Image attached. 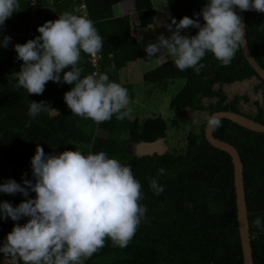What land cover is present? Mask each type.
<instances>
[{
    "label": "trees",
    "instance_id": "16d2710c",
    "mask_svg": "<svg viewBox=\"0 0 264 264\" xmlns=\"http://www.w3.org/2000/svg\"><path fill=\"white\" fill-rule=\"evenodd\" d=\"M86 18L103 37L101 74L120 84L119 71L142 57L139 39L132 35L130 17L114 16V4L125 0H83ZM140 27L153 24L152 0H131ZM80 0H19L20 9L14 12L0 27V42L11 37L7 47L0 46V184L14 179L23 185V179L32 176L31 158L37 144L46 155H58L66 150H79L83 154L107 153L132 168L141 182L146 206V219L141 222L135 236L125 248L114 247L106 240L105 247L85 261V264H243L240 244L234 173L231 157L210 145L204 136L205 122L216 111L241 112L240 103L249 102L245 93L229 99L223 85L255 78V90H264V81L258 78L241 51L236 52L230 66L224 67L213 54L206 53L201 63L205 68L196 74L189 68L180 71L173 60L161 63L142 74L146 84L159 89L177 79L185 80L184 86L172 97L169 108L181 111L207 112V118L199 132L186 134V146L182 152H165L137 157L128 152L129 144L154 141L166 136L168 123L161 116L149 117L140 122L129 116L120 121L113 116L109 121L97 124L73 115L64 95L75 84H58L49 81L41 95L28 94L14 87L23 61L17 59L16 44H24L41 35L38 27L47 21H55L65 11L83 16ZM168 10L177 23L185 16L196 19L208 0H165ZM236 11V7L234 9ZM245 37L250 53L264 69V13L244 11ZM203 25L202 16L199 17ZM198 29L189 28L181 35L195 36ZM90 55L81 53L78 66L82 78L91 72ZM67 70H71L66 69ZM63 77V73H61ZM216 85L218 87L216 88ZM130 92V85H125ZM132 95L130 94L129 97ZM204 99L209 100L207 104ZM47 102L52 110L41 113L29 121L31 102ZM256 113L246 116L264 124V108L254 101ZM242 113V112H241ZM221 127L214 129V136L232 144L243 163L245 200L253 250L254 264H264V231L256 228V217L264 219V133L251 131L230 120L221 119ZM164 168L166 174L157 176ZM148 177L157 178L164 192L155 195L149 187ZM30 192L28 198H35ZM27 198L0 192V203L7 201L14 207ZM28 217L19 221L0 218V246L16 223L23 226ZM0 253V264L3 261Z\"/></svg>",
    "mask_w": 264,
    "mask_h": 264
},
{
    "label": "clouds",
    "instance_id": "9594fccd",
    "mask_svg": "<svg viewBox=\"0 0 264 264\" xmlns=\"http://www.w3.org/2000/svg\"><path fill=\"white\" fill-rule=\"evenodd\" d=\"M235 7L264 13V0H208L195 14L196 19L185 16L177 23L173 18L167 24L171 36L160 35L156 42L147 44L149 59L165 50L177 69L191 68L197 75L205 68L201 61L206 53L213 54L221 66H230L245 36ZM19 9V0H0V27ZM189 28L198 29V34L181 35ZM37 30L41 35L15 45L17 59L23 61L20 71L12 74L17 90L41 95L49 81L74 83L64 95L73 115L96 124L113 116L120 121L129 116L127 88L110 81L107 73L82 78L78 66L81 53L96 56L104 43L92 20L65 11ZM10 41L11 37L6 36L0 46L7 47ZM49 110L45 101L31 102L25 126L31 127L32 120ZM207 126L217 129L222 125L213 115L208 117ZM31 168L35 183L25 178L23 185L14 179L0 184V192L20 193L27 198L15 207L7 201L0 203V218H30L23 226L16 223L0 246V253L12 264H85L105 247L106 240H111L114 247H127L146 219L147 208L140 203L144 199L141 182L130 166L103 151L85 155L79 150H66L46 155L37 144ZM165 174L164 168L157 170L158 177ZM148 180L155 195L164 192L157 178ZM30 192L36 193L34 199L28 198ZM253 224L264 231L261 217H256Z\"/></svg>",
    "mask_w": 264,
    "mask_h": 264
},
{
    "label": "rangeland",
    "instance_id": "374dc122",
    "mask_svg": "<svg viewBox=\"0 0 264 264\" xmlns=\"http://www.w3.org/2000/svg\"><path fill=\"white\" fill-rule=\"evenodd\" d=\"M154 8L153 24L149 27H140L135 13H131L130 22L132 29H136L132 34L139 38L143 55L138 60L127 64V66L119 71L120 84L130 85L131 90L130 103L128 108L130 111V120L138 117L140 122H143L149 117L161 116L168 123V129L164 143L169 152H182L186 146V134L188 132H199L201 125L207 118V112L190 111L184 109L181 111L171 110L169 108L172 97L184 86L185 80L177 79L168 83L165 88L159 89L155 85L146 84L143 81L142 74L168 60H173L165 50L156 54L149 59L145 48L147 44L156 42L160 35L166 38L171 36V32L167 28V24L173 19L165 0H152ZM114 14L117 8L113 7ZM175 28V26H173ZM240 83V84H238ZM258 80L255 78L245 80L243 82H235L228 85H223V90L228 98L235 95L246 93L250 101L248 103H240L239 109L247 114H254L256 106L254 101H258L260 106L264 108V92L255 90ZM218 85H216V88ZM209 100L204 99L207 104ZM130 146L128 148V152Z\"/></svg>",
    "mask_w": 264,
    "mask_h": 264
},
{
    "label": "water",
    "instance_id": "95a60500",
    "mask_svg": "<svg viewBox=\"0 0 264 264\" xmlns=\"http://www.w3.org/2000/svg\"><path fill=\"white\" fill-rule=\"evenodd\" d=\"M236 13L241 17L242 24L244 26L245 31V15L244 11H241L238 7H236ZM241 51L245 56L249 65L254 69L258 78L264 81V69L259 65L254 56L250 53L248 48L247 39L244 36V42L241 43ZM253 79V78H251ZM240 95V94H239ZM242 95V94H241ZM217 116L220 120L227 119L231 122L249 129L251 131L264 133V124L255 121L254 119L246 116L241 112H234L231 110L227 111H216L210 116ZM208 119V118H207ZM214 129H211L207 126V120L205 122L204 127V136L207 142L213 147L222 150L229 154L231 157V162L233 164V173H234V188L236 195V208H237V222H238V230L240 237L241 250L243 255V264H254L253 261V250L251 246V236H250V228L248 221V211L245 200V190H244V178H243V163L240 157L238 150L230 143L220 140L214 136ZM165 137L160 136L154 141H139L132 142L129 144L130 150L129 153L141 157L152 154L162 155L166 152L167 147L164 143ZM6 258H3L1 264H5Z\"/></svg>",
    "mask_w": 264,
    "mask_h": 264
},
{
    "label": "built area",
    "instance_id": "2783aa9c",
    "mask_svg": "<svg viewBox=\"0 0 264 264\" xmlns=\"http://www.w3.org/2000/svg\"><path fill=\"white\" fill-rule=\"evenodd\" d=\"M80 4L78 5V8L80 9L82 15L84 17L87 16V11H86V5L83 0H80ZM101 54L100 52L96 56H91L89 57V65L91 67V72L90 74L96 73V74H101ZM97 125V124H96ZM5 264H12L11 259L6 258Z\"/></svg>",
    "mask_w": 264,
    "mask_h": 264
},
{
    "label": "crops",
    "instance_id": "0c3cea01",
    "mask_svg": "<svg viewBox=\"0 0 264 264\" xmlns=\"http://www.w3.org/2000/svg\"><path fill=\"white\" fill-rule=\"evenodd\" d=\"M113 7L117 8L115 14H114ZM113 7H112V10H113L114 16H121V15H128L129 16L131 13H135L136 14V12L134 10V4H133V2L131 0H125V1H122V2H119V3H116V4L113 5ZM133 31L136 32V29H134V30L132 29V32ZM238 84H240V83H238ZM129 118H130V116H129Z\"/></svg>",
    "mask_w": 264,
    "mask_h": 264
},
{
    "label": "flooded vegetation",
    "instance_id": "af4514ba",
    "mask_svg": "<svg viewBox=\"0 0 264 264\" xmlns=\"http://www.w3.org/2000/svg\"><path fill=\"white\" fill-rule=\"evenodd\" d=\"M259 90H261V89H259ZM262 92H264V90H262ZM244 94H245V93H244ZM232 98H233V97H232ZM232 98H229V99H232ZM249 101H250V99H249ZM257 102H258V101H257ZM247 103H248V102H247ZM244 104H245V103H244ZM242 113L245 114V112H243V111H242ZM255 113H256V112H255ZM246 114H247V113H246Z\"/></svg>",
    "mask_w": 264,
    "mask_h": 264
}]
</instances>
